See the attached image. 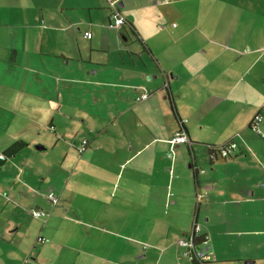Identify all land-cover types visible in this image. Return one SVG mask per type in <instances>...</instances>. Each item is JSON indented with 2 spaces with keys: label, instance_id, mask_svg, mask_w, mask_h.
I'll return each mask as SVG.
<instances>
[{
  "label": "crops",
  "instance_id": "obj_1",
  "mask_svg": "<svg viewBox=\"0 0 264 264\" xmlns=\"http://www.w3.org/2000/svg\"><path fill=\"white\" fill-rule=\"evenodd\" d=\"M119 13L116 28L107 0H0V264H54L63 238L81 240L77 264H194L178 241L195 223L208 264H258L264 0H121ZM179 131L191 144H170ZM230 141V158L212 152ZM89 219L134 245L95 257L61 229Z\"/></svg>",
  "mask_w": 264,
  "mask_h": 264
},
{
  "label": "built area",
  "instance_id": "obj_2",
  "mask_svg": "<svg viewBox=\"0 0 264 264\" xmlns=\"http://www.w3.org/2000/svg\"><path fill=\"white\" fill-rule=\"evenodd\" d=\"M121 0H107L110 11H111V21L112 25L116 28H121L125 25V19L119 13ZM162 4H168L171 0H159ZM91 37V34H86ZM149 91L143 89L141 90L139 96L137 97V102L145 101L149 98ZM264 120V104H262L254 116L250 129L257 135H262L260 130V124ZM170 144L172 146H179L184 144H189V139L183 131H179L170 139ZM87 141L82 142V148L79 149L80 153H83L86 149ZM238 150V144L235 141H230L220 147L212 148V152H218L222 159L230 158ZM215 155V153H213ZM213 156V155H212ZM214 157V156H213ZM5 155H0V160H5ZM47 199L49 203L55 207L58 204V197L55 193L51 192L48 194ZM33 218L45 220L48 218V213L43 210H33L31 212ZM39 243H44V239H38ZM178 247L181 249V257L183 259L191 260L196 264H208L211 260V243L208 236L202 234V227L198 223L193 226L192 233L185 238H181L178 241Z\"/></svg>",
  "mask_w": 264,
  "mask_h": 264
},
{
  "label": "rangeland",
  "instance_id": "obj_3",
  "mask_svg": "<svg viewBox=\"0 0 264 264\" xmlns=\"http://www.w3.org/2000/svg\"><path fill=\"white\" fill-rule=\"evenodd\" d=\"M51 207L54 208L52 205ZM84 220H87V219H84ZM88 222H94V223L91 226L83 227L74 221H66L64 222V225H63L64 227H62L61 229L81 231V233L84 234L83 236L85 237V239L88 241V246H87L89 247L88 250L93 252L95 257L102 258V259H105L107 257L113 258L116 254L115 252L113 254L111 251L108 250V248L112 247L113 249L114 247H120L123 245H127V246L134 245V244L129 243V242L134 241L135 239L134 237L133 239V238L124 237L122 233L116 234L114 231L115 229L113 228L106 229V222L99 221V220H92V219H89ZM60 242L61 243H59L58 246H55L54 253L52 255L51 253H48L47 256L56 258V260H54L55 261L54 264H77L75 263V261H76V258H78L80 255L79 253L72 251V248L74 250L77 249L78 248L77 246L80 245L81 240L76 238L74 240L75 243H73L72 248L70 244L71 239L63 238L60 240ZM259 256H264V254L259 253ZM28 258L29 260L34 259L33 257H28ZM245 262L246 261L244 260L243 264H245ZM82 264H86V263H82ZM95 264H98V261H95ZM258 264H264V260H262L261 262H258Z\"/></svg>",
  "mask_w": 264,
  "mask_h": 264
},
{
  "label": "trees",
  "instance_id": "obj_4",
  "mask_svg": "<svg viewBox=\"0 0 264 264\" xmlns=\"http://www.w3.org/2000/svg\"><path fill=\"white\" fill-rule=\"evenodd\" d=\"M22 148H23L22 143H17L13 147H11L6 153L13 155V154L18 153ZM194 264H196V263H194Z\"/></svg>",
  "mask_w": 264,
  "mask_h": 264
},
{
  "label": "water",
  "instance_id": "obj_5",
  "mask_svg": "<svg viewBox=\"0 0 264 264\" xmlns=\"http://www.w3.org/2000/svg\"><path fill=\"white\" fill-rule=\"evenodd\" d=\"M189 144H191L190 141H189Z\"/></svg>",
  "mask_w": 264,
  "mask_h": 264
}]
</instances>
